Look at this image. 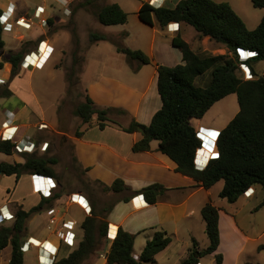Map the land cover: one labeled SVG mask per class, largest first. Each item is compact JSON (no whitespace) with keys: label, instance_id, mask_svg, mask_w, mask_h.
<instances>
[{"label":"trees","instance_id":"obj_1","mask_svg":"<svg viewBox=\"0 0 264 264\" xmlns=\"http://www.w3.org/2000/svg\"><path fill=\"white\" fill-rule=\"evenodd\" d=\"M251 4L254 8L264 9V0H251ZM137 15L141 22L149 26H153L155 21L162 30L171 23L189 25L199 38L207 37L222 46L225 54L208 55V52L194 50L179 35L171 39V45L182 54V62L172 67L156 65L157 93L161 105L148 125L132 118L128 126L122 129L125 133L140 134V139L132 144L131 151L147 152L151 142L156 141L157 150L175 163V171L192 178L196 186L210 189L222 181L223 187L218 197L230 204L237 202L250 188L259 187L264 192V75L257 74L253 68L256 62L264 61V15L253 30L246 27L228 3L213 0H179L173 8L154 7L144 2ZM95 16L103 26L123 25L128 18V14L116 3L101 7ZM2 31L0 24V53L4 49ZM106 39L104 34H90L91 43ZM240 49L253 52L255 56L242 63L238 55ZM116 50L139 63L135 72L139 71L140 66L152 63L151 58L141 50H129L120 46ZM22 58V51L9 52L6 61L12 65V78L18 74ZM72 58L73 67L82 61L76 50ZM242 64L248 69L251 79H244ZM73 75V71L66 73V79L69 86L76 87L78 81L77 78L73 81ZM231 94L236 95L238 112L218 134L215 143L216 157L209 159L203 169L197 168L194 161L202 141L191 122L202 119L215 103ZM11 95L7 87L0 88V98H9ZM110 111L96 108L92 99L86 96L85 101L76 106L74 115L83 124L89 123L95 116L98 129L104 130L108 122H114L108 118ZM13 147L14 144L10 141H0L2 154L12 155ZM56 163L53 157L44 159L34 153L26 154L23 163L1 162L0 174L14 176L15 183L25 174L54 178L55 172L51 166ZM98 183L105 191L113 194L127 193L122 198L124 202H128L132 195H142L150 205L155 204L166 190L160 184H151L132 191L121 179H115L109 186ZM60 197L59 192L50 198L41 197L38 204L28 210L18 206L13 225L0 226V252L9 245L11 247L8 264H24V253L20 248L26 236L27 221ZM114 203L101 215L92 210L91 215L82 220L83 237L77 247L67 257L60 258L53 264H82L94 254L107 238L106 218ZM263 206L264 197L255 211ZM200 213L208 245L200 249L193 240L187 258L180 264H198L200 259L208 255H213L215 264H222V255L216 253L220 244L219 209L208 201ZM134 239L135 235L119 228L106 253V263L155 264V256L171 242L166 232L156 231L146 242L138 259H135ZM263 247L260 246L259 249Z\"/></svg>","mask_w":264,"mask_h":264},{"label":"rangeland","instance_id":"obj_2","mask_svg":"<svg viewBox=\"0 0 264 264\" xmlns=\"http://www.w3.org/2000/svg\"><path fill=\"white\" fill-rule=\"evenodd\" d=\"M68 1L71 9L70 16L73 20L66 14L64 11L65 7L58 0H38V2H44L48 7H54L56 14L61 17L62 22L55 29L62 31L61 33H65L64 38H59L60 43L58 45H64L66 51L60 53L56 50L55 53L54 51L50 53L44 65L45 68L43 66L42 68L44 69L37 72L33 77V94L38 103V110L41 112L43 120L50 123L58 115L60 124L57 128L65 136L56 133V130L50 126L43 131L38 130L37 126L36 129H33L37 144L41 143V141H47L49 146L45 152L42 153V151L37 150L34 154L44 159L51 157L56 159L57 163L51 166L57 178L53 180L59 186L56 191L63 197L64 202L62 203L67 202L66 204L58 206V209L66 218H73L81 222L83 213L77 205L68 203V196L72 193L82 194L88 200L91 211L95 210L99 215L103 214L105 209H108L116 199H119V194L105 191L98 183L100 181L96 180V177L99 176L111 182L113 178L119 177L121 172H125L128 165L107 151L102 152L100 157H96L94 161L96 168L92 172L85 171L77 163L78 161L84 164V154L79 144L73 145V138L82 135L81 120L74 115L76 106L84 102L86 96H89L99 109L111 110L108 113V118L115 123L108 122L109 127L101 133L95 124L96 119H93L91 121L93 123L86 127V129L89 128L86 134L89 131L91 134L95 132L99 136L104 137L108 142H115L120 147L124 143H129L131 135L124 133L122 129L128 126L133 117H136L139 123L148 125L155 111L160 108L161 101L157 93L156 65L175 66L181 63V53L178 49L172 47L170 43L172 37L176 35L175 33L162 32L155 22L153 26H149L140 21L137 12L142 2L139 0ZM228 1H231L239 13L238 15H241L249 30L254 29L258 25L264 14V9L254 8L251 0ZM110 3L118 4L128 14L125 24L103 26L98 22L95 13L101 7ZM41 28H48V26L45 25ZM185 28L184 38L187 41L190 33L195 31L191 26ZM91 33L104 34L107 39L91 43ZM65 36L69 37L68 43L66 42ZM198 39L199 37L193 34L189 37L188 41L190 45L196 46ZM199 45L204 49H208V55L223 53L222 50H217V47H212L206 41L201 42ZM45 46L46 44L42 45V52L45 50ZM117 46L129 50H141L151 58L152 63L140 66V70L135 72L134 70L139 66V63L128 59L122 53H118L116 50ZM75 50L77 51L78 58H82V61L73 67L72 54ZM36 59L38 61L39 57L33 56L30 60L36 61ZM59 60L58 70L50 71V64L53 61ZM253 68L257 74L264 75V61L256 62ZM71 71L74 72V77L72 76L73 81L75 78L78 81L76 87L69 86L67 83L66 73L68 74ZM242 71L244 73V79H249L250 73L244 65L242 66ZM63 78H65L66 87ZM98 91H101L104 95L101 94L98 96ZM7 100L8 98H0L2 104L7 102ZM11 101L14 103L13 99ZM237 112L238 103L236 95L231 94L216 103L202 119L192 121L200 136L207 135L205 138V147L207 150H212L216 154L214 144L218 136V132L214 133L207 129L210 127H225ZM35 116L38 117V115ZM28 133L32 135V130H29ZM85 137L87 136H84L83 139L87 140ZM156 144L157 142L154 141L153 145L155 146ZM121 150L124 153L126 152L123 148ZM205 152L208 153L207 151ZM208 154L211 158L212 153ZM21 158L22 156L18 154H13L11 157L0 154V160L12 161L13 159L21 160ZM145 175L146 179H142L140 182L143 185L158 182L160 181L159 178L163 176L170 177L174 180L181 178V175L178 174H161L156 170H152ZM4 184L9 186L7 190L10 189V193L15 186L17 187L13 196H8L6 193L7 190H4L5 188L3 187L0 190V195H3L0 203L4 202L6 198H9L11 201L19 199L24 208L28 209L32 204L37 202L38 197L32 194V185L30 187L26 174L22 176V180L18 184L15 183V177L6 179ZM218 186H220V183H218L217 187H213L211 196L216 205H220L221 200H223L215 196L216 191L219 189ZM258 190L254 196L246 201L245 205L242 203L237 205L240 214L237 215L236 219L239 226L244 231H247L248 239L245 240L240 235L231 236L229 231L223 230L224 236L222 237L221 251L224 254L219 253L222 256L224 255L223 258L225 257L226 262L252 264V262L255 263L257 261L255 259V256H257V247L264 245V234L261 235V230L264 227V208L259 213H254L253 215L248 214V211L257 206L264 197V192L260 189ZM138 202H140L139 199L135 201L137 205L139 204ZM224 202L227 206H230L226 201ZM11 205L15 216L18 205L17 203H12ZM125 208L124 204L119 205L117 209L109 213L107 220L121 219L124 215ZM45 212V210H42L28 222V231L38 239L47 237V232H49L45 227L47 221ZM12 225V218H0V226L11 227ZM192 228L193 230L195 229L193 237L198 240L201 249L206 248L207 246L204 245V242L206 240V245H208V239L205 232L198 230V225L196 224H192ZM114 233L115 227L110 226L109 234L113 235ZM140 238L143 239L144 236ZM235 241L239 242L237 247L232 245ZM189 242L191 243L184 234L179 235L178 238H172V244L160 257L161 264H180L181 262H178L180 253ZM240 246L244 248V251L241 253L238 252ZM103 247L104 240L93 255L98 256L103 251ZM70 251L71 249H63L60 256L66 257ZM136 251L138 253L141 252L138 239L134 241L133 255ZM9 252L10 247L5 248L2 253L3 258H6ZM258 252L264 255V249H260ZM188 254L189 250L187 256ZM24 259V264H36L35 255L32 252L26 253ZM213 260L214 257L212 258L211 256H205L200 259L203 264H210L209 261ZM82 264H88L87 260Z\"/></svg>","mask_w":264,"mask_h":264},{"label":"crops","instance_id":"obj_3","mask_svg":"<svg viewBox=\"0 0 264 264\" xmlns=\"http://www.w3.org/2000/svg\"><path fill=\"white\" fill-rule=\"evenodd\" d=\"M41 1H43V0H41ZM58 1L65 7L64 11L71 18V16H70V14H71L70 10L71 9H70L69 1L68 0H58ZM139 1H141V0H139ZM144 1L147 3H149V1L153 3L154 0H144ZM144 1H141V2L143 3ZM213 1L217 2V3H221V2L228 3L232 7V9L236 12V14L237 15L239 14L236 11L233 4L231 3V1H228V0H213ZM178 2H179V0H156V3L154 2V4H155L154 7L166 6V7L173 8ZM38 7H41L44 9V13L42 14L41 18L46 20V26H48V28H41L42 26L39 23V19H37L36 16H34V10ZM0 11H1V13L7 12L6 16L10 15V13L13 12L12 17L9 18L8 22H7L11 25V30H3L2 31V39L4 41V49L0 53V64H2L0 67V80H2L3 83L0 85V88L7 87L9 89V91L12 93V95L8 98L7 102H5L3 104L0 102V132L3 128L2 125L5 122L8 113H11L12 114L11 118L13 120V124L16 127H18V133H17V136L15 137V140L17 142L21 141L22 143L23 142L26 143L27 141H29V142L37 143L36 138L34 136V130L33 129L34 128L36 129V127L42 123L46 124L48 128H49V126L54 128V130H56V133H58L62 136H65V134L57 128L60 124L58 115L55 116L53 122L49 123L48 121L43 120V117L41 116V112H39V110H38V107H39L38 103L35 100V97L33 94V84H32L33 77L37 72L42 71L45 68V66H44V68L39 69V68H36L34 66H32V67L29 66L28 68H25V66L21 65V62L26 55H29L32 52L34 53V55H36L38 53L37 50H38V46H39L40 42H44L47 46L48 45L50 47L52 46L54 48L53 49L54 53L56 50H58V52H60V53H63L64 51H66L64 45H61V46L58 45L60 43L59 38L60 37L64 38L65 33L64 32L61 33L62 31L55 29V27H57L59 24H61V22H62L61 17H59L56 14V9L54 7H48V6H46V4H44V2H38V0H0ZM239 17L242 19L241 15ZM19 19H23L25 23L31 24V26L29 28H26V27H21V26L17 25L16 21ZM170 26H172V27H170ZM187 26H189V25H185L182 23H171L166 28H164L163 30L162 29H160V30L162 32H165V33L166 32L167 33H175L176 35L173 37H176L179 35L186 43H188L190 45V43L188 41L189 37L192 36L193 34H195L196 36H198V35L196 32H191L190 35L188 36L187 41H186L184 36H185V31H186L185 27H187ZM176 27H177V30H176ZM68 38H69L68 36H65L67 43L69 42ZM204 41L211 44L212 47H217V50H222L223 51L222 54H225V49L222 46L215 44L214 42L210 41L207 37L199 38L198 44H196V46L190 45V47L194 50H200L202 52H208L207 51L208 49H204L203 47H201L199 45L201 42H204ZM19 51H22L23 58H22L20 65H19L18 74L12 78L11 77L12 65L10 63H8L6 61V59L8 58L9 52L16 53ZM214 55H218V54H214ZM181 62H182V54H181ZM59 63H60V60L59 61H53L49 67L50 71H52V72L57 71L59 68L58 67ZM63 81H64V85L66 87L65 78H63ZM101 94H103L101 91L97 92L98 96ZM11 99L14 100V103L11 101ZM95 107L98 108L97 105H95ZM35 115H38V117H36ZM133 118L136 119V117H133ZM93 119H96V117L94 116L92 118V120ZM91 121L87 124H83L81 122L82 123V127H81L82 135L78 136L77 138L76 137L73 138V145L79 144V146L81 147V149L83 151L84 164H82L78 161H77V163L79 165H81V167L85 171L92 172L96 168L95 167L96 164L94 163L96 157H100L102 152L107 151V152L112 153L117 159H120L123 163L128 165V168L125 170V172H121V175H119V177L113 178L111 182H108L99 176L96 177V180H98V181L102 182L103 184L109 186V185H111V183L115 179H121L124 182V184L126 186H128L130 188V190H132V191L140 190V189H142L146 186H149L151 184H160L166 189L164 191V193L158 197L157 202L153 205L146 203L144 198H143V201L138 202L139 204L137 205L133 201V198L135 196H138V195H132L128 202H124V201H122V198L124 196H126L127 193L119 194V199L115 200V203H114L112 210L117 209V207L121 204H124V206L126 208L124 211V215L121 219H112V220L108 219L107 220V218H106V220L108 222V229H109L108 234L110 232V226L115 227V232H117L119 228H122L124 231L135 235L134 241H136L138 239V244H139V246H141V251H142L143 247L145 246L146 242L148 240H150V238H152L150 236H153V234L156 231H164L170 236V238L171 237L172 238H178L179 235L184 234L187 236V240H190L191 243L193 240H195L197 245H198V248L201 249V247L199 246L198 240L195 239V237H193L195 229L193 230L192 224L198 225L197 229L204 232L205 225H204V221L201 217L200 211H201V208L208 201H211L212 204L219 209L218 226H219L220 244H219V247H218L216 253L220 252V253L224 254V252L221 251L222 239H223L222 237L224 236L223 230L229 231L231 236L240 235L241 237L245 238V240L248 239V235L246 233L247 231H244L239 226L237 219H236L237 215L240 214V210L237 207V205L241 204V203L243 205H245L246 201L248 199H250L252 196H254L257 191H259L258 190V189H260L259 187L250 188V192L253 191L252 195L247 196L244 194L242 197L239 198V200L237 202H235L233 204H230L225 199H223V200H221L220 205H216L215 201L211 198L212 191H213V187H215V186L217 187L218 183H220V186H218L219 189L215 193L216 198H219L218 193L220 192V190L223 187L222 181L216 183L210 189H204L202 187H198L195 185V182L192 178L187 177V176H183V175H181L175 171V168H176L175 163L173 161H171L167 156L163 155L162 153H160L157 150L158 143L154 146L153 145L154 141H152L150 144V150L147 152L133 153L131 151V146L133 143H135L136 141H138L140 139V134L139 133H132V134H130L131 135L130 142L124 143L121 145V147L126 151L124 153L121 150L122 148L117 143L108 142L104 137L99 136L95 132H93V134H91V132L89 131L88 134H86L87 131L89 130V128L86 129V127L90 126L93 123ZM111 123H113V122H111ZM95 124L97 126V120H96ZM192 125H193V123H192ZM107 127H109V125H107L106 128ZM106 128L104 130H100L101 133L104 132L106 130ZM194 128L196 129V131H198L195 126H194ZM223 128L210 127L207 130H211L214 133L218 132V134H219V132ZM29 130H32V135H30L28 133ZM127 134H129V133H127ZM84 136H87V137H85L87 140L83 139ZM198 136L202 141L204 150L207 151L208 153H212L211 157H216V154H214L212 152V150L206 149V147H205L206 142L203 140V138L200 137L199 134H198ZM204 136L207 137L206 134ZM42 142H47V141H41V143ZM215 143H216V140H215ZM204 150L199 149L197 152H198V156L200 155V157L198 158L196 156V159H195V162L199 166L200 169H203L206 166V164L209 160V159L207 160V158L208 157L210 158V155L208 153H206ZM214 151L217 153L216 146L214 147ZM0 154H2V153H0ZM13 154H15V153H12V155ZM3 155L6 157L12 156V155H5V154H3ZM20 156H22L21 160L13 159L12 161H9V160L1 159L0 163L1 162H6V163H10V164L14 163V162L23 163L24 162V156H26V154H23ZM166 159H168V160H166ZM152 170H156L157 172H159L161 174H166V173L178 174V175H181V178L174 180L170 177H164L163 176V177L159 178L160 181H158V182H154L151 184L147 183L146 185L141 184L140 182L142 181V179L143 180L146 179L145 174L149 173ZM22 176H24V175H22ZM22 176L20 177V179L18 180V182L16 184L21 182ZM26 176L29 179V183H30V187H31V179H30L31 175L26 174ZM11 177H14V176H5V175L0 174V190L3 187L5 188L4 190H7V188H9V186L4 184V183H5L6 179H9ZM54 179H57L56 175H55ZM16 187L17 186H15L12 189L11 193L9 191L10 189H8L6 191L7 195L13 196ZM31 192H32V194L37 195V197H38L37 202L35 204H32L31 207H33V206H36L38 204L41 197L32 191V187H31ZM250 192H249V194H250ZM0 196H1L0 200H2L3 195H0ZM59 200L60 201L58 203L54 202L52 205H54V207L58 208L59 205L67 203V202L62 203V202H64L62 196L60 197ZM67 201H68V199H67ZM224 201H226L230 206H227ZM260 202L258 203V205L260 204ZM12 203H17V205L21 206L24 210H28L31 208V207H29L28 209H25L23 204L20 203L19 199H14L13 201H11V200H9V198H6V200L4 202L0 203V209L3 208L1 210V213L2 214H4V213L14 214L13 208L11 207ZM52 205H50V206H52ZM257 206L253 207L250 211H248V214L253 215L254 213H259V211H261L264 208V206H263V207L259 208L257 211H255V208ZM45 208H47V207L42 208V210H45ZM80 210L83 213V219H84L86 217V215L84 214V212L81 208H80ZM32 217L27 221V224H26L27 232H26V236L23 239V242L25 240H27L28 238H32V239H34L35 242H38V243L42 244L43 246L42 247H32L29 249V251L25 252L24 255L26 253L32 252L35 255L36 264H53L58 259L65 258V257L60 256L61 251L63 249H71V248L66 247L64 245H60L59 240L56 238V236L53 233L47 232V237H44L42 239H38L37 237H35L33 234H31L28 231V222L32 219ZM0 218H3V217L0 215ZM70 219L75 220L73 218H70ZM75 221H77V223H78V226L76 227V235H77V242L79 244L80 240L83 237V231H82V228H80L82 221L81 222H79L78 220H75ZM263 234H264V227L261 230V235H263ZM113 235L111 234L110 236H113ZM141 236H144V238L141 239L140 238ZM172 238H171V242L168 245V247L155 256V264H161L160 257H161V255H163V253H165V251H167V249L172 244ZM111 242H112V239L106 238L104 240L103 251L100 252L98 256H95L92 254L87 259V263L88 264H107L106 263V253L109 250ZM191 243L189 242L188 245L185 248H183V250L180 253V259L178 262H182L184 259L187 258L188 250H190L192 248ZM238 244H239V242L235 241L234 244H232V245L237 247ZM204 245L207 246L206 240L204 242ZM49 246L53 247L54 249L56 247L58 248V250H57L58 253H57L56 257H53L52 254L50 255L48 253L47 248H49ZM260 246H264V245H260ZM7 247H10V245ZM259 247H257V252H256L257 256H255V259L257 261L255 263L252 262V264H264V255L261 252H258V250L260 251ZM239 248H240V249H238L239 253L244 251L243 246H240ZM262 249H264V247ZM4 250H2L0 252V264H8L10 257H11V247H10V252H9L8 256H6V258H3V256H2V253ZM73 250L74 249H71L70 253ZM140 253H138V251L134 252L133 257L135 259H138ZM208 256H211L213 258V255H208ZM223 256H222V264H235V262L234 263L226 262V259H225V257L223 258ZM253 257H254V255H253ZM209 262H210V264H215V260L209 261ZM200 264H203V263L200 261Z\"/></svg>","mask_w":264,"mask_h":264},{"label":"built area","instance_id":"obj_4","mask_svg":"<svg viewBox=\"0 0 264 264\" xmlns=\"http://www.w3.org/2000/svg\"><path fill=\"white\" fill-rule=\"evenodd\" d=\"M141 1H144V0H141ZM149 4L151 6L155 5V4H152L150 1H149ZM6 13L1 14L0 24L3 30H11V25L7 22H8V19L12 17L13 12L10 13V15H7L8 17L6 16ZM43 13H44V9L41 7H38L34 10V16H36V18L39 19V23L41 26L46 25V20L41 18ZM16 24L21 27H26V28H29L31 26V24L25 23L23 19L17 20ZM176 30H177V27H176ZM44 44H45L44 42H40L38 46V50H37L38 53L34 55V53L32 52L29 55H26L24 59L22 60L21 65L25 66V68H28L29 66L31 67L34 66L36 68L41 69L45 65L46 60L49 57L50 53L53 51L52 47H50L49 45L48 46L46 45L45 50L42 52L41 47ZM238 54H239L240 62L243 63L247 61L250 58V56L255 53L247 52L248 56L245 58H242L240 56V50H238ZM33 56L39 57V60L37 61L36 64L31 63V61L29 60L31 59L30 57H33ZM242 66L243 64L241 65V69H242ZM249 79H251V75ZM2 83L3 81L0 80V85ZM11 117H12V114L8 113L6 120L2 125L3 128L0 132V141L12 142L14 144V147L12 149L13 153L18 154V155H23V154H33L37 150L42 151V152H45L47 150L48 145H49L48 142H42L39 144L34 143V142H29V141H27L26 143L24 142L22 143L21 141L17 142L15 140V137L17 136V133H18V127H16L13 124V120ZM47 128H48L47 125L43 123L39 124L37 127L38 130H44ZM30 179H31L32 191L35 194H38L40 197L50 198L54 193L57 192L56 190L59 187L57 182L53 180L54 178H50L47 176L31 175ZM249 192H250V189L247 192H245V195L249 196L253 194V191H251L250 194ZM68 199H69L68 203L70 202L80 207L83 210L85 215H89V216L91 215V208H90L89 202L82 194L72 193L68 196ZM138 199L139 201H143V196L142 195L135 196L133 198V201L135 202ZM59 201L60 200L58 199L55 201V203H58ZM2 209L3 208L0 209V215L3 217L1 219L12 218L14 221V218H15L14 214H10V213L2 214L1 213ZM45 211H46L45 213L47 216V221L45 225L46 229L56 236V238L60 242V245H64L71 249H75L78 245L77 235H76V227L78 226L77 221L72 220L70 218H66L65 215H63L58 208L54 207V205L45 208ZM116 234L117 232H115L113 236H110L109 234H107V238L113 240ZM42 246H43L42 244L35 242L34 239L28 238L22 243L20 249L23 253H25L29 251V249L32 247H42ZM47 250H48V253L50 255L52 254L53 257L57 256V253H58L57 247L54 249L53 247L49 246Z\"/></svg>","mask_w":264,"mask_h":264},{"label":"water","instance_id":"obj_5","mask_svg":"<svg viewBox=\"0 0 264 264\" xmlns=\"http://www.w3.org/2000/svg\"><path fill=\"white\" fill-rule=\"evenodd\" d=\"M240 53H246L247 54V51H244V50H241L240 49ZM200 137H202L203 138V140L205 141V136H200ZM201 150H204V148H203V144H202V146H201ZM196 156L198 157V152H196ZM196 156H195V159H196ZM194 164H195V166L197 167V168H199V166L196 164V162L194 161Z\"/></svg>","mask_w":264,"mask_h":264},{"label":"bare ground","instance_id":"obj_6","mask_svg":"<svg viewBox=\"0 0 264 264\" xmlns=\"http://www.w3.org/2000/svg\"><path fill=\"white\" fill-rule=\"evenodd\" d=\"M155 1H156V0H154L152 4H154ZM247 56H248V54H246V53H243V54H242V53H241V57H242V58H245V57H247ZM29 60H30V59H29ZM30 61H31V60H30ZM31 62H32L33 64H36V63H37V59H36V61L34 60V61H31ZM209 159H210V158H209Z\"/></svg>","mask_w":264,"mask_h":264},{"label":"clouds","instance_id":"obj_7","mask_svg":"<svg viewBox=\"0 0 264 264\" xmlns=\"http://www.w3.org/2000/svg\"><path fill=\"white\" fill-rule=\"evenodd\" d=\"M1 14H2V13H1ZM247 52H248V53H251L250 51H247ZM238 55H239V54H238ZM254 56H255V54L251 55L250 58H252V57H254ZM217 137H218V136H217ZM197 151H198V150H197ZM211 158H213V157H211ZM211 158H210V159H211Z\"/></svg>","mask_w":264,"mask_h":264}]
</instances>
